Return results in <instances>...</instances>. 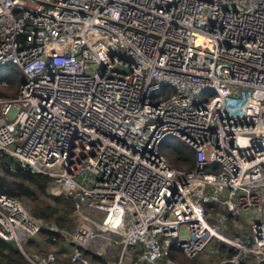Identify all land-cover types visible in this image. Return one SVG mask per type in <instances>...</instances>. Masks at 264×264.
<instances>
[{"label": "built area", "instance_id": "2783aa9c", "mask_svg": "<svg viewBox=\"0 0 264 264\" xmlns=\"http://www.w3.org/2000/svg\"><path fill=\"white\" fill-rule=\"evenodd\" d=\"M6 67L21 85L0 97L1 153L76 200L64 262L24 247L44 223L0 194V238L28 264H180L171 247L194 259L218 241L235 250L218 264L264 260V0H0ZM168 136L192 169L169 164ZM235 216L250 238L220 230ZM92 242L117 256L92 259Z\"/></svg>", "mask_w": 264, "mask_h": 264}, {"label": "trees", "instance_id": "16d2710c", "mask_svg": "<svg viewBox=\"0 0 264 264\" xmlns=\"http://www.w3.org/2000/svg\"><path fill=\"white\" fill-rule=\"evenodd\" d=\"M18 88L15 93L18 92ZM15 93L12 95L15 96ZM5 94L0 92V97H4ZM189 151L185 147L168 146L167 148L160 147L161 153L166 157L169 164L175 168L190 170L195 165L194 151L187 146ZM4 155L0 151V168L3 174H0V194L7 195L19 199L21 201L26 200L30 202V212L33 216L42 220L43 223L53 225L57 230L52 231L45 228H40L36 235L41 237V244H48L55 246L62 240V236L59 230L72 232L76 226V200L72 196L65 194L53 195L48 192L49 177L44 174L35 173L30 168L22 166L20 163L13 160L14 165L2 163L1 159ZM213 167H207V169H213ZM221 206L215 203H207L204 205V212L208 223L213 224L215 218L219 215ZM236 217H229L225 226L224 234L240 237L242 232L239 228L234 226L233 222ZM227 229V230H226ZM251 232L245 235L243 240L250 238ZM30 239L28 243L31 242ZM218 243V242H216ZM36 245V244H34ZM220 252L228 251L230 255L235 254V250L227 248L220 244L218 245ZM36 248H39L36 246ZM81 251L90 255L94 260L104 261L102 257L90 253L87 249L79 247ZM65 251L69 250L65 249ZM41 252V250H38ZM44 253V252H43ZM169 255L179 261L180 264H188L189 259L185 257L179 250L171 247ZM251 259V258H249ZM0 264H28L15 244L10 241H6L0 238ZM242 264H250V261L242 262ZM258 264H264V260Z\"/></svg>", "mask_w": 264, "mask_h": 264}, {"label": "rangeland", "instance_id": "374dc122", "mask_svg": "<svg viewBox=\"0 0 264 264\" xmlns=\"http://www.w3.org/2000/svg\"><path fill=\"white\" fill-rule=\"evenodd\" d=\"M5 82L7 83L6 85L2 83ZM21 85V74L20 72L16 69V68H11V67H6L3 69H0V92H2L3 94H5V96L3 98H5L6 100H13L17 97V93L16 90L17 88L19 89ZM15 93V96L12 97V95ZM181 146V147H185L188 151L189 149L187 148V145L184 144L183 142H181L177 137H166L161 146L163 148H167L168 146L173 147V146ZM0 174H3L2 169L0 168ZM53 186L52 183H50V185H48V192L50 194H52L50 192V188ZM54 195V194H53ZM23 202L25 203V205L27 206V208H31V204L30 202L23 200ZM234 226H236L237 228L240 229V231L242 232V236H238L240 239L244 238L245 235L249 234L251 232V225L249 224L248 220L243 217V216H238L236 217V219L233 222ZM76 226H77V220H76ZM75 226V228H76ZM75 228L72 232H66L63 231L61 234V238L62 240L59 242V244L52 246V245H48V244H41V237L39 235H36L34 238H32L31 242L33 243H28L24 246L27 249H31V250H41V252H49V251H54L58 253V256H60L61 261H66L67 259V255H68V251H65V249L70 250L71 249V239L73 236V232L75 231ZM220 230H222V232L225 230V227L221 228ZM227 230V229H226ZM224 234V232H223ZM226 235V234H225ZM230 236V235H229ZM235 237V236H233ZM30 240V239H29ZM28 240V241H29ZM220 245L222 244L220 241H218V243L214 242V246L217 248V251L215 252H204L202 253L200 256L194 258L193 260H189L188 264H218L219 260L221 258V252L218 249V246L216 245ZM36 246H38L39 248H36ZM98 247H100V244L97 242H92L89 245H85L84 248L87 249L88 251H95V249H97ZM18 249V248H17ZM119 250L118 249H106L105 254L102 256V258L104 260L107 259H113L117 256V252ZM136 253V250H134L133 248H130L128 251V256L133 257ZM125 264H130L129 260L127 259ZM160 264V263H158ZM250 264H257V262L255 261V258L251 260Z\"/></svg>", "mask_w": 264, "mask_h": 264}, {"label": "water", "instance_id": "95a60500", "mask_svg": "<svg viewBox=\"0 0 264 264\" xmlns=\"http://www.w3.org/2000/svg\"><path fill=\"white\" fill-rule=\"evenodd\" d=\"M234 94H232V96H233ZM1 162L2 163H6V164H10L11 166H13L14 165V162H13V160H12V158H10L9 156H3L2 157V159H1ZM53 225H49V224H46V223H44L43 224V228H45V229H50V227H52Z\"/></svg>", "mask_w": 264, "mask_h": 264}]
</instances>
